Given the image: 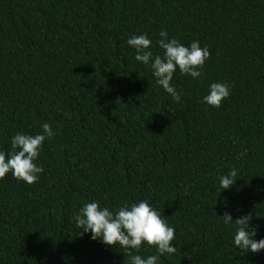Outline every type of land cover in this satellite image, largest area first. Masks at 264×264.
<instances>
[{
	"label": "trees",
	"instance_id": "1",
	"mask_svg": "<svg viewBox=\"0 0 264 264\" xmlns=\"http://www.w3.org/2000/svg\"><path fill=\"white\" fill-rule=\"evenodd\" d=\"M162 28L210 52L199 79L174 74L182 103L127 45L147 34L162 53ZM213 82L232 85L219 108L201 103ZM44 122L56 135L39 181L0 179V264H128L119 246L78 235L74 215L93 200H148L175 229L160 264H264L221 218L251 217L264 239V0H0V150Z\"/></svg>",
	"mask_w": 264,
	"mask_h": 264
},
{
	"label": "clouds",
	"instance_id": "2",
	"mask_svg": "<svg viewBox=\"0 0 264 264\" xmlns=\"http://www.w3.org/2000/svg\"><path fill=\"white\" fill-rule=\"evenodd\" d=\"M160 37L156 45L162 53L154 55L152 40L147 34L132 35L127 45L134 49L135 60L150 68L158 86L171 96L176 103H182V93L171 83L177 70L182 75L199 79L203 74L206 61L210 57L207 46L201 47L199 40L184 45L175 37H169L166 29L158 33ZM232 85L226 82L209 84L207 94L201 103L219 108L222 102L229 98ZM56 135L48 122L41 124V131L35 135L24 132L16 133L11 139V151L0 150V179L7 174L20 181L32 185L39 181L44 167L39 164L40 151L46 140ZM237 169L233 167L218 179L221 192L231 190L236 181ZM225 225L234 227L233 244L244 252L258 253L264 250V239L256 240L258 229L251 228V217L245 216L233 220L230 213L221 217ZM74 222L81 231L78 235L91 234L93 240L116 247L119 246L129 254L128 264H160L161 257L172 256L176 247L172 245L175 239V229L165 217L153 208L148 200L139 202H123L115 208L102 206L97 200L84 203L74 215ZM147 245L155 248L156 254L142 257L141 247Z\"/></svg>",
	"mask_w": 264,
	"mask_h": 264
}]
</instances>
